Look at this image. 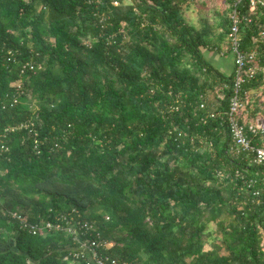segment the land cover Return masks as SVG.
<instances>
[{"label":"trees","instance_id":"1","mask_svg":"<svg viewBox=\"0 0 264 264\" xmlns=\"http://www.w3.org/2000/svg\"><path fill=\"white\" fill-rule=\"evenodd\" d=\"M192 1L199 24L189 0H0V264H85L12 211L79 212L120 263L264 264V164L231 148L233 74L202 52L231 0ZM247 2L244 47L264 21Z\"/></svg>","mask_w":264,"mask_h":264},{"label":"built area","instance_id":"2","mask_svg":"<svg viewBox=\"0 0 264 264\" xmlns=\"http://www.w3.org/2000/svg\"><path fill=\"white\" fill-rule=\"evenodd\" d=\"M240 1L231 0L229 4L230 25L227 30L226 43L221 49V53L231 52L233 57L229 105L222 112L226 116L233 151L248 153L253 162L264 164V137L260 142L253 143L252 140L253 136L264 127V112L251 117L248 108L249 93L243 89L244 84L253 81L264 87V47H258V43L264 42V21L251 35L249 44L244 47L240 24L243 21H250L251 17L242 10ZM113 3L117 4L118 0H113ZM247 4L248 8L255 11L257 15L264 11V0H248ZM250 183L252 180L248 185ZM11 216L17 220L20 228L33 233L45 229H66L71 232L74 243L70 245V250L75 258L84 259L85 264H126L125 261L120 263L118 258L109 253L107 248L113 245V240L103 238L95 230L93 224L82 218L79 212L75 217L57 214L53 219L43 221H30L18 211H12Z\"/></svg>","mask_w":264,"mask_h":264},{"label":"crops","instance_id":"3","mask_svg":"<svg viewBox=\"0 0 264 264\" xmlns=\"http://www.w3.org/2000/svg\"><path fill=\"white\" fill-rule=\"evenodd\" d=\"M185 15H186V12H185ZM186 18H187V15H186ZM197 23L199 24V22H197ZM218 30L219 29L215 28L214 32L211 33V35H210L211 38H210V41L208 43V46L204 47L202 52H203V55L205 56V58L207 59V61L210 62L212 64V66H214L218 70L228 74V73H231L233 70V57L228 52L227 53L226 52L221 53V49L224 46L226 40L223 41L222 44H219L217 42L218 41V39H217ZM220 40L221 39H219V41ZM212 44H214V45H212ZM218 45L222 46V47H217ZM246 90L248 91V93H249L248 96L250 98V99H248V104H251L250 108L252 110V112L250 110V114L252 117H254L253 111L254 112L256 111L257 113L255 116H258V112L259 113L264 112L263 108H258L260 106V104H264V87L261 85H258V86L250 87Z\"/></svg>","mask_w":264,"mask_h":264},{"label":"rangeland","instance_id":"4","mask_svg":"<svg viewBox=\"0 0 264 264\" xmlns=\"http://www.w3.org/2000/svg\"><path fill=\"white\" fill-rule=\"evenodd\" d=\"M189 1H190L189 5H187L185 7V12H186L188 21H191V23L198 24L197 22H199V15L200 14H204L206 10H204V11L202 10L201 12H199L198 10H199L200 4L198 2H196V1H192V0H189ZM205 1L211 8L212 7L213 8H218V10L222 9L226 5V2L224 0H205ZM228 53L231 54V52H228ZM248 108L251 110L250 106H248ZM263 109H264V107H263ZM251 112H252V110H251ZM258 114H259V112H258ZM210 227H215L214 222H210ZM262 243L264 244V234H263V238H262Z\"/></svg>","mask_w":264,"mask_h":264}]
</instances>
